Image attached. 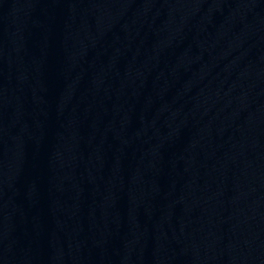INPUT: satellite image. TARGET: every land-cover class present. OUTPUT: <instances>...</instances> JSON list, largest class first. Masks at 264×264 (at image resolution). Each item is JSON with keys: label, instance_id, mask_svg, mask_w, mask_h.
<instances>
[{"label": "water", "instance_id": "1", "mask_svg": "<svg viewBox=\"0 0 264 264\" xmlns=\"http://www.w3.org/2000/svg\"><path fill=\"white\" fill-rule=\"evenodd\" d=\"M0 264H264V0H0Z\"/></svg>", "mask_w": 264, "mask_h": 264}]
</instances>
